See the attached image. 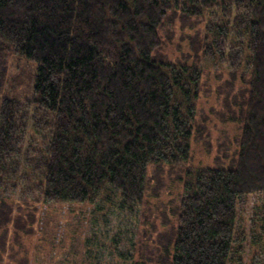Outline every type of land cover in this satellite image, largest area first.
<instances>
[{"label": "trees", "instance_id": "1", "mask_svg": "<svg viewBox=\"0 0 264 264\" xmlns=\"http://www.w3.org/2000/svg\"><path fill=\"white\" fill-rule=\"evenodd\" d=\"M12 55L36 68L27 98L0 100V264H33L8 238L20 186L86 206L75 260L50 264H264V0H0V94ZM212 76L237 134L221 167H194ZM30 115L46 144L25 151Z\"/></svg>", "mask_w": 264, "mask_h": 264}, {"label": "rangeland", "instance_id": "2", "mask_svg": "<svg viewBox=\"0 0 264 264\" xmlns=\"http://www.w3.org/2000/svg\"><path fill=\"white\" fill-rule=\"evenodd\" d=\"M180 32L181 30L178 26L177 44L174 43L171 49L167 47L169 50H173V52L167 51L170 58L180 57L181 52H188V42L187 40L185 42L181 40ZM5 60L7 72L9 70L8 76L11 80L8 81V84L2 90L0 100L3 96L18 100L27 98L31 94L35 64L17 55L9 56ZM205 82L199 104L198 132H196L191 144L192 158L188 165L194 167H221L216 161L220 154L218 151L219 147H223L227 143L225 135L229 136V140H234L238 124H224L221 119L224 112L223 97L221 99L217 93L221 89V81L212 76L210 80L207 79ZM31 119L32 116L30 115L29 127L26 129V140L28 139V142L24 146L25 151L26 149L33 151L46 144L44 139L43 143L39 141L41 136L35 135ZM30 139L31 142L29 143ZM236 148V143H234L229 149L228 157L220 158L221 165L225 166L230 163L233 153L237 150ZM173 172L178 173L179 170L174 169ZM21 176L24 177L25 174ZM162 177V180H165L166 177L164 175ZM31 178L29 180L32 181L33 178ZM152 185H155L154 181L151 183V188L154 187ZM151 188L149 190L150 193L153 192ZM11 193L9 194L8 192V195H10V201L8 202L13 203V216L16 219L17 228L16 231L12 230L9 232L11 235L8 238L11 241L12 239L15 240V256H21L25 248L29 246L33 249V260H31L33 264H50L54 262L52 258H55L56 261L57 259L61 260V262L64 260H75L76 254L78 255L80 250L83 236L84 220L87 212L86 206L79 204L46 205L39 201L40 197L38 198V195L34 194L32 189L27 190L23 186L17 188L16 192L11 190ZM172 193L174 195L177 192L173 191ZM169 194H171L170 191L161 194L162 198L159 201L155 198L151 199V207L154 212L161 208L162 214H168L171 207L170 201L173 199V196L170 197ZM161 204L162 207H160ZM167 230H169L167 227L160 228L159 232L166 234ZM20 256L19 258H21ZM28 257L29 259L32 258V255L30 254Z\"/></svg>", "mask_w": 264, "mask_h": 264}]
</instances>
